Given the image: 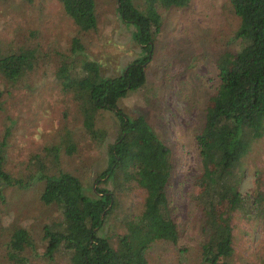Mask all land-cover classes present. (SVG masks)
I'll return each instance as SVG.
<instances>
[{
	"label": "rangeland",
	"instance_id": "374dc122",
	"mask_svg": "<svg viewBox=\"0 0 264 264\" xmlns=\"http://www.w3.org/2000/svg\"><path fill=\"white\" fill-rule=\"evenodd\" d=\"M134 2L143 8L144 0ZM95 5L97 28L84 32L59 0H0L1 46L12 51L35 48L38 54L34 68L15 81L0 75V142L6 136L5 167L16 175L26 171L32 154L71 132L76 152L61 155V168L76 175L88 195L94 186L114 192V210L102 233L115 245L126 222L142 211L145 195L134 182L101 178L95 183L108 164V149L119 135L120 122L112 112L100 111L96 128L102 137H90L78 104L56 77L75 37L100 64L103 76L119 75L141 55L132 38L134 26L122 20L118 0H95ZM158 11L162 25L145 67V83L118 102L125 115L144 117L171 151L167 195L180 238L176 244L156 241L146 259L148 264H205L200 246L205 234L203 213L195 199L201 175L196 135L219 83L217 59L241 45L235 38L239 17L229 0H190L185 7H158ZM241 167L239 192L244 199L257 198L261 203L257 200L234 213L229 264H264V135L252 143ZM42 189V183L7 189V200L0 207L1 264H70V254L62 248L52 257L45 254L44 229L60 228L63 216L57 204L41 201ZM19 227L32 238V246L21 253L22 262L10 259L7 247Z\"/></svg>",
	"mask_w": 264,
	"mask_h": 264
},
{
	"label": "trees",
	"instance_id": "16d2710c",
	"mask_svg": "<svg viewBox=\"0 0 264 264\" xmlns=\"http://www.w3.org/2000/svg\"><path fill=\"white\" fill-rule=\"evenodd\" d=\"M59 1L80 31L96 30L95 0ZM189 1L144 0L140 8L134 0H118L122 20L134 26L132 38L140 46L141 55L119 75L103 76L100 64L75 37L56 70L63 90L70 92L78 104L90 137H102L96 128L100 111L112 112L120 122L119 135L108 149V164L95 183L101 178L113 182L121 179L134 182L144 191L142 211L126 222V230L118 235L115 245L102 233L114 210V192L94 186L88 195L80 179L61 168V155L76 152L71 132L59 143L45 145L32 154L26 171L16 175L5 167L6 136L0 142V207L7 200L9 187L28 189L42 183L41 201L55 203L61 209L60 228L44 229L48 257L62 248L69 252L70 264H148L146 252L153 243L179 241L167 195L173 169L171 151L144 117L125 115L118 102L145 83V67L162 25L158 7H185ZM229 2L239 17L235 38L241 45L217 59L219 83L207 101L203 125L196 135L201 175L195 199L203 213L205 234L200 246L205 264H229L233 215L258 200L244 199L238 190L244 175L242 159L252 143L264 135V0ZM37 59L35 48L12 51L0 44V75L15 81L31 71ZM28 246H32L28 230L16 228L7 244L9 258L22 262L21 253Z\"/></svg>",
	"mask_w": 264,
	"mask_h": 264
}]
</instances>
